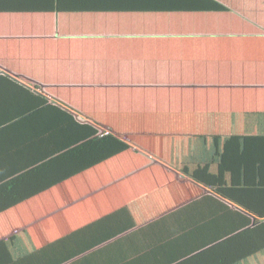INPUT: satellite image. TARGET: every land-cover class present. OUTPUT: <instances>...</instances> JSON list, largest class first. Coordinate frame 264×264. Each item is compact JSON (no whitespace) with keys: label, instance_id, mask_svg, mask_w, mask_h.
<instances>
[{"label":"crops","instance_id":"0c3cea01","mask_svg":"<svg viewBox=\"0 0 264 264\" xmlns=\"http://www.w3.org/2000/svg\"><path fill=\"white\" fill-rule=\"evenodd\" d=\"M214 1L229 11L0 0V264H218L245 244L264 199L204 182L264 184V0Z\"/></svg>","mask_w":264,"mask_h":264},{"label":"trees","instance_id":"16d2710c","mask_svg":"<svg viewBox=\"0 0 264 264\" xmlns=\"http://www.w3.org/2000/svg\"><path fill=\"white\" fill-rule=\"evenodd\" d=\"M208 1L212 6L209 7L210 11L211 10L217 12L229 11L225 6L221 5L220 3L214 0H208ZM186 9L195 10L194 8H189V7H187ZM252 37H254V35L233 36L227 34L226 35L216 34V35H209V40H210L209 42L219 43L222 45L226 43L236 44L237 42L240 41H246V42L254 41L255 39ZM261 122L264 124L263 116ZM240 138H242V136H240ZM248 140H257V136H252ZM246 146L247 145H245L243 149H245ZM122 148L123 149L125 148V144L123 143H121V149ZM262 165L264 166V164ZM253 172H255V170ZM214 178H215L214 175L210 174L208 179L212 180ZM221 178L224 177L221 176ZM204 183L206 187L210 188L213 192L225 198H229L233 200L237 198H242L245 199V201L246 200L251 201V199L254 197L255 199L258 200L264 199V184L260 185L256 179L254 180V177L253 180L249 181V184H251V186H245V187L240 185L239 186L225 185L223 181L218 182L216 180L212 182L214 184H210L208 182H204ZM190 186H192L193 191L187 196L186 200L182 202L195 200L203 194V191L199 187L193 185ZM260 194L262 195L260 196ZM240 195H243L244 197H240ZM179 205L180 204H175L174 206L178 207ZM249 210L252 215L262 220L257 221L254 227L247 229L239 234V236H243L245 244H241V246H238V244L235 243L236 237H231L230 239L222 241L221 243L213 247V249L220 248V251L224 252L223 254L227 252L225 256L222 255V258L224 259L218 264H264V210H258V209H249ZM103 212L108 213L106 210H103ZM6 249H8V247H6L5 250Z\"/></svg>","mask_w":264,"mask_h":264}]
</instances>
